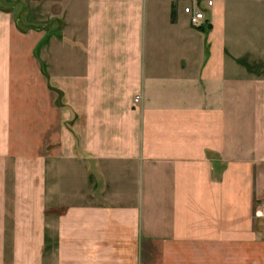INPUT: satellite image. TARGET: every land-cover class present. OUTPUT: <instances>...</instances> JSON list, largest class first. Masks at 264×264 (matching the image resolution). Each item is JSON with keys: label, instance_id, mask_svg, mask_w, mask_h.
I'll return each mask as SVG.
<instances>
[{"label": "crops", "instance_id": "1", "mask_svg": "<svg viewBox=\"0 0 264 264\" xmlns=\"http://www.w3.org/2000/svg\"><path fill=\"white\" fill-rule=\"evenodd\" d=\"M207 1L0 0V264H264V0Z\"/></svg>", "mask_w": 264, "mask_h": 264}, {"label": "built area", "instance_id": "2", "mask_svg": "<svg viewBox=\"0 0 264 264\" xmlns=\"http://www.w3.org/2000/svg\"><path fill=\"white\" fill-rule=\"evenodd\" d=\"M213 4L212 0L207 1V6L211 7ZM184 13L190 17V22L194 27H202L207 23L206 16L204 10L199 8L198 6H186L184 7ZM139 101V97L135 98V102Z\"/></svg>", "mask_w": 264, "mask_h": 264}, {"label": "rangeland", "instance_id": "3", "mask_svg": "<svg viewBox=\"0 0 264 264\" xmlns=\"http://www.w3.org/2000/svg\"><path fill=\"white\" fill-rule=\"evenodd\" d=\"M59 101H63L62 95L60 96ZM258 178L263 179V183H264V169L262 170L261 177H260V174L259 173H258V175L255 174V182L257 181ZM256 208H257L258 213H260V214L263 215L260 220L263 219L262 221L264 222V196L262 197V199H260L259 201H257Z\"/></svg>", "mask_w": 264, "mask_h": 264}, {"label": "trees", "instance_id": "4", "mask_svg": "<svg viewBox=\"0 0 264 264\" xmlns=\"http://www.w3.org/2000/svg\"><path fill=\"white\" fill-rule=\"evenodd\" d=\"M199 29H200V30H203V31H207V30H209V29H210V26H209V24H208V23H205V25H204V26H202V27H200Z\"/></svg>", "mask_w": 264, "mask_h": 264}]
</instances>
